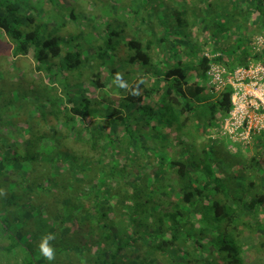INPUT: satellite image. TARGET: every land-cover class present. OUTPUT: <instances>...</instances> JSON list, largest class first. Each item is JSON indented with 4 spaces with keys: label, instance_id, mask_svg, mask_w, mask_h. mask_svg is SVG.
<instances>
[{
    "label": "trees",
    "instance_id": "trees-1",
    "mask_svg": "<svg viewBox=\"0 0 264 264\" xmlns=\"http://www.w3.org/2000/svg\"><path fill=\"white\" fill-rule=\"evenodd\" d=\"M158 1L135 0L131 36L109 23L85 55L48 10L0 0L37 95L25 132L0 131V264H264V129L226 157L230 139L209 131L232 87L206 86L209 61L264 63V0Z\"/></svg>",
    "mask_w": 264,
    "mask_h": 264
},
{
    "label": "rangeland",
    "instance_id": "rangeland-1",
    "mask_svg": "<svg viewBox=\"0 0 264 264\" xmlns=\"http://www.w3.org/2000/svg\"><path fill=\"white\" fill-rule=\"evenodd\" d=\"M33 2L37 7L35 11L40 12L42 10L49 11L52 6L50 0H28ZM150 3L159 2L158 0H147ZM56 8L64 7L61 10L57 9V14L54 10H51L50 15L47 17V24L50 28L60 29V33H64L67 36H71L72 33L80 34L79 42L83 43L84 54H88V48L90 46L95 47L98 43L102 42V35H104L105 26L112 23L115 28L123 29L127 31L125 34L131 36L133 32L129 25H135V0H53ZM39 8V9H38ZM72 8L77 15L74 19L69 15V10ZM58 12H60L58 14ZM40 14V13H39ZM156 14L162 15L163 12L157 8ZM165 16V14L163 15ZM58 18V19H57ZM53 20H56L55 23ZM59 22V24H57ZM72 32V33H70ZM171 33L173 31H170ZM177 33V32H176ZM170 35V34H169ZM124 36V34L122 35ZM172 37V36H171ZM7 36L0 30V106L2 108V114H0V131H7L11 134L13 130H26L27 119L31 116V104L33 98L37 97L33 91L29 92L32 84L27 86V79L34 74L35 66L33 60L32 51L27 56L16 54L12 49V44ZM71 44H75L71 42ZM173 45V43L171 42ZM72 45V48H73ZM90 51V50H89ZM36 74H34L35 76ZM52 78V77H51ZM83 77H71V81L83 82ZM206 80V77L205 79ZM86 87H90V83L85 82ZM75 88H80L76 86ZM90 91L96 95L97 90ZM31 93V94H29ZM110 93V92H109ZM29 94V95H28ZM34 94V95H33ZM33 97V98H32ZM114 101H118V97H113ZM31 101L28 105L27 102ZM119 104V103H118ZM33 109V108H32ZM193 122H189L185 129L190 128L193 134L198 135L196 129L192 126ZM12 125L13 128H12ZM160 130V129H159ZM3 133V132H2ZM0 133V136L4 134ZM206 145V142L200 136H197L194 141V149L198 151L201 149V145ZM221 143V149H222ZM117 146V145H116ZM88 149L91 148L88 146ZM239 150V149H238ZM237 150V151H238ZM222 154L227 157V154L232 157L231 154H235V149L221 150ZM253 149H244V156L250 157L253 153ZM223 158V157H222Z\"/></svg>",
    "mask_w": 264,
    "mask_h": 264
},
{
    "label": "built area",
    "instance_id": "built-area-1",
    "mask_svg": "<svg viewBox=\"0 0 264 264\" xmlns=\"http://www.w3.org/2000/svg\"><path fill=\"white\" fill-rule=\"evenodd\" d=\"M258 47L264 45L263 37L256 38ZM211 59V55L206 53ZM207 86L212 92H220L228 85L232 87L231 110L217 125L210 129L213 138L227 136L230 149L249 144L253 133L264 129V63H251L228 71L221 64L208 62Z\"/></svg>",
    "mask_w": 264,
    "mask_h": 264
},
{
    "label": "clouds",
    "instance_id": "clouds-1",
    "mask_svg": "<svg viewBox=\"0 0 264 264\" xmlns=\"http://www.w3.org/2000/svg\"><path fill=\"white\" fill-rule=\"evenodd\" d=\"M53 239H55L53 235L47 234L42 238V241L39 244L40 252L49 262L55 259V250L50 245V241H52Z\"/></svg>",
    "mask_w": 264,
    "mask_h": 264
},
{
    "label": "crops",
    "instance_id": "crops-1",
    "mask_svg": "<svg viewBox=\"0 0 264 264\" xmlns=\"http://www.w3.org/2000/svg\"><path fill=\"white\" fill-rule=\"evenodd\" d=\"M206 86H207V84H206ZM208 87V86H207Z\"/></svg>",
    "mask_w": 264,
    "mask_h": 264
}]
</instances>
